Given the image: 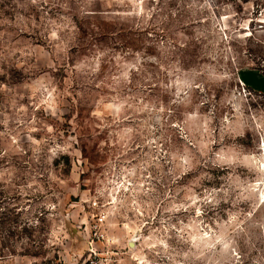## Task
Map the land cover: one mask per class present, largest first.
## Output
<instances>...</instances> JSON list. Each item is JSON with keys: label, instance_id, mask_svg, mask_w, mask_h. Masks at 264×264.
<instances>
[{"label": "clouds", "instance_id": "1", "mask_svg": "<svg viewBox=\"0 0 264 264\" xmlns=\"http://www.w3.org/2000/svg\"><path fill=\"white\" fill-rule=\"evenodd\" d=\"M42 4L51 9L56 0H24L17 9ZM242 6L252 24V0ZM59 7L56 19L41 9L39 23L17 9L14 20H0L7 26L0 60L19 68L44 58L54 71L63 61L66 73L62 87L42 76L19 95L0 85L12 92L7 109L0 106V192L45 198L46 246L58 247L64 264H78L86 250L84 264L93 256V264H264V110L231 87L246 55L243 33L264 45V10L258 27L242 29L232 5L215 0H63ZM73 16L91 18L98 33L112 26L117 36L128 26L150 39L123 55L96 51L68 64ZM32 29L47 34L50 51L13 42ZM213 110H223L218 136ZM210 153L218 186H202L203 176L179 185L197 154ZM57 154L72 158L67 176L52 166ZM22 245L0 244V264H34Z\"/></svg>", "mask_w": 264, "mask_h": 264}, {"label": "rangeland", "instance_id": "2", "mask_svg": "<svg viewBox=\"0 0 264 264\" xmlns=\"http://www.w3.org/2000/svg\"><path fill=\"white\" fill-rule=\"evenodd\" d=\"M52 0H50V3ZM163 2V0H162ZM24 0H16L13 3L12 0H3L0 3V20L4 18L15 19V14L12 9H17L18 4H23ZM63 3V0H56V7L49 9L47 5H41L37 8L35 5H29L27 11L24 8H18L20 14L27 19L31 15L36 23L40 22V16L43 11L48 12L50 19H56L61 10L59 4ZM215 3L219 6L224 4H231L237 17V23L240 24L242 29H250L258 27L255 22V18L259 16L261 10H264V0H252L253 8L252 20L253 23L249 24L248 13L245 12L243 4L249 3V0H242V3H237L236 0H215ZM174 6V4L170 5ZM99 7V5H97ZM217 18L220 19V14L217 13ZM73 22L77 28V31L73 34V38L68 42L67 63L76 64L80 63L86 57L91 58L96 51L107 52L109 55L114 51H119L122 55L126 50L131 48L133 51L145 46L149 39L143 33L132 31L128 26H123L117 36H113L111 33L116 29L112 26H105L98 33L93 28V20L89 17H72ZM226 24H231L232 21L228 20ZM6 25L0 24V31H3ZM31 28V25H29ZM9 31L13 29L9 28ZM46 33L44 36L40 35L39 29H32L31 33H20V35L14 36L13 42L16 39L27 40L30 42L31 47H43L45 51H50L48 42L46 40ZM242 40L248 41L245 57L234 66V77L231 87L236 88L243 96L247 97L249 104L254 110H264V45L256 42H252L245 31L241 37ZM63 61L61 65L54 71L47 67V62L44 58L36 60L30 59L27 64L22 67H17L13 61L0 60V85L4 86L7 90H15L16 94L27 93V86L33 84L39 77L47 76L57 83L58 86H63V79L66 75L63 67ZM29 65H32L31 67ZM231 95V92L228 93ZM12 98L11 91H0V106L7 109V104ZM220 99V95L217 94V100ZM22 102H26L22 101ZM207 106H205V110ZM247 114V113H245ZM223 116V110H213L212 118L216 126V132L214 136H218L219 133V120ZM0 131H3V127L0 126ZM39 138V134H36ZM67 136V132H65ZM253 139H255L253 137ZM59 142V141H58ZM225 143H233L227 137ZM220 145L214 146V151L218 149ZM173 150L183 152L182 144L176 142L173 139ZM213 155L210 153L205 158H200L197 154V159L192 160L193 167L187 172V174L179 181V185L184 186L191 181L197 180L198 177L203 176V179L199 181L202 186L211 187L213 185L218 186V181L215 179V174L219 169L213 164ZM72 158L67 155L57 154L53 158V168L60 171L63 175L67 176L70 173ZM212 176V179H209ZM83 178V177H82ZM83 191V186L81 187ZM79 201V197H69L70 203H76ZM55 203V199H52ZM87 211V208H85ZM49 211L46 208L45 198L39 194L36 196H21L18 194L9 195L7 192H0V244L5 247L12 243H19L20 241H26L27 245L22 247L24 250L20 253L22 256H26L29 260H32L34 264H64L59 256L60 249L58 247H47L48 233L50 230L51 222L47 219ZM58 222V218H57ZM83 229V225H81ZM96 238L93 234L92 242L95 243ZM135 246V245H130ZM15 254V253H14ZM90 255L86 250L81 256L78 264H84V260ZM98 257L93 256L88 264H93V261H97Z\"/></svg>", "mask_w": 264, "mask_h": 264}]
</instances>
